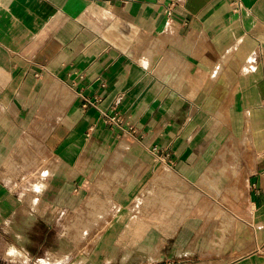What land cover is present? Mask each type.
<instances>
[{
  "label": "crops",
  "instance_id": "crops-1",
  "mask_svg": "<svg viewBox=\"0 0 264 264\" xmlns=\"http://www.w3.org/2000/svg\"><path fill=\"white\" fill-rule=\"evenodd\" d=\"M116 155L212 179L209 228L192 239L183 211L169 234L133 206L146 180H95ZM37 225L69 247L32 248ZM16 236L22 260L0 264H264V0H0V241Z\"/></svg>",
  "mask_w": 264,
  "mask_h": 264
},
{
  "label": "rangeland",
  "instance_id": "rangeland-1",
  "mask_svg": "<svg viewBox=\"0 0 264 264\" xmlns=\"http://www.w3.org/2000/svg\"><path fill=\"white\" fill-rule=\"evenodd\" d=\"M123 159L124 157L119 155L111 157L106 156L104 160V162L107 160V162L104 164L106 168L103 167L101 170H99V172L94 177L95 180L116 179L118 178V175L123 176V178L127 180H135L140 178L146 180L147 183H145V185L147 184V186L133 189L134 191H132L131 195L144 196L149 200V202L144 204H135L133 206L139 208L142 206L146 209V212H154L153 221L155 224L153 225L158 228H163L166 232L169 231V234L172 232L174 227H177L178 225H181V228L183 227L182 220L178 221V216L181 215L183 211L191 212L190 226L192 239L194 234H196L199 224L207 223V227L209 228V224L212 222L211 220L207 219L204 221L197 218L199 211L209 213L213 212L217 206L221 208L219 203L215 206V200L218 196L221 197V194L219 189L212 186V179L211 181L208 176L203 174L201 177V182H196L195 185L192 183L190 185L188 182L183 181V177L178 176L177 173L168 171L165 167L158 166L151 168L145 173H141L137 171V166H132V160L129 157L127 159L128 161ZM100 162H102V159ZM117 163L122 164V171L118 174L113 171L115 164ZM155 164H157V162H155ZM142 174L143 176L141 177ZM151 181H155L153 186H150ZM97 185V183H92L91 187L83 190L82 194L85 196L88 194L100 195L103 194L101 192L104 190H109V188H102ZM87 191L89 193H87ZM164 215L165 217H163ZM35 227L36 229L33 231L34 236H32V248L37 250L40 247V249L43 251L54 252V250L59 248L61 244L63 246L67 245L69 247V244H67L65 241L70 240V236L62 237V240H67L60 242V246L58 247L59 237H56L53 231L48 232L47 234L43 233V235H39V229L44 228L45 226L39 227L37 225ZM168 227L169 230L167 229ZM78 238L81 240L83 237L79 236ZM21 239V236H16L13 237V239L10 237L9 239H3L0 241V262L22 260L23 256L17 258L14 257V255L8 254L11 249L18 251L17 246L19 247L22 245ZM47 256L48 258H54L51 256V253H47ZM55 258H59V255H55ZM45 260L47 261V264L50 263L47 257ZM36 262L38 264V261Z\"/></svg>",
  "mask_w": 264,
  "mask_h": 264
},
{
  "label": "clouds",
  "instance_id": "clouds-1",
  "mask_svg": "<svg viewBox=\"0 0 264 264\" xmlns=\"http://www.w3.org/2000/svg\"><path fill=\"white\" fill-rule=\"evenodd\" d=\"M142 66L144 68H147L148 67V62L147 60L143 61L142 62ZM45 175H47V173H45ZM46 186L45 185H35L33 186V189L34 191L36 192H42L44 190ZM9 255H13L15 254V250L14 249H11L8 253ZM69 257L68 256H65L64 259L62 261H59L58 264H66V262L68 261ZM38 264H47V261L44 259V258H41L39 261H38Z\"/></svg>",
  "mask_w": 264,
  "mask_h": 264
},
{
  "label": "built area",
  "instance_id": "built-area-1",
  "mask_svg": "<svg viewBox=\"0 0 264 264\" xmlns=\"http://www.w3.org/2000/svg\"><path fill=\"white\" fill-rule=\"evenodd\" d=\"M236 7L237 8L240 7V3L239 2L236 3ZM110 120L113 121L115 125H120L122 123V119L119 118L118 116L117 117L113 116Z\"/></svg>",
  "mask_w": 264,
  "mask_h": 264
}]
</instances>
